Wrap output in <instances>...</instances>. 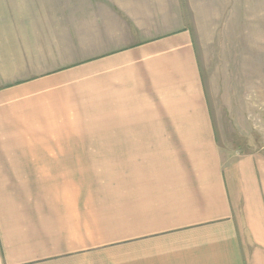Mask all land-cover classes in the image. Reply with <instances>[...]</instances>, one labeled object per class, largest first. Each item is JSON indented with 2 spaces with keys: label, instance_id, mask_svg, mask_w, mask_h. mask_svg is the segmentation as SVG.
I'll return each instance as SVG.
<instances>
[{
  "label": "crops",
  "instance_id": "0c3cea01",
  "mask_svg": "<svg viewBox=\"0 0 264 264\" xmlns=\"http://www.w3.org/2000/svg\"><path fill=\"white\" fill-rule=\"evenodd\" d=\"M192 8L0 0V264H264V155L223 157Z\"/></svg>",
  "mask_w": 264,
  "mask_h": 264
},
{
  "label": "rangeland",
  "instance_id": "374dc122",
  "mask_svg": "<svg viewBox=\"0 0 264 264\" xmlns=\"http://www.w3.org/2000/svg\"><path fill=\"white\" fill-rule=\"evenodd\" d=\"M191 1L190 29L223 157L256 150L264 155V0ZM107 169H92L91 180L86 178L88 183L81 189V205L85 206L86 193L91 191L93 198L91 182L97 183L94 184L97 214L101 202L121 195L120 176L104 178L105 171L111 170ZM111 234L107 230L98 231V242ZM121 234L116 230L113 238ZM113 256L110 257L113 260L120 257Z\"/></svg>",
  "mask_w": 264,
  "mask_h": 264
}]
</instances>
